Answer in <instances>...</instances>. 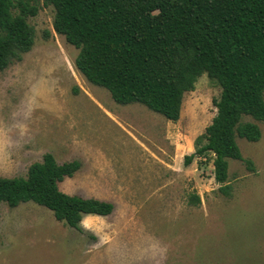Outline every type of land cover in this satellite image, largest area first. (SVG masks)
Wrapping results in <instances>:
<instances>
[{
  "label": "rangeland",
  "instance_id": "1",
  "mask_svg": "<svg viewBox=\"0 0 264 264\" xmlns=\"http://www.w3.org/2000/svg\"><path fill=\"white\" fill-rule=\"evenodd\" d=\"M53 18L40 2L28 18L33 47L0 72V176H25L50 152L81 164L60 190L114 208L85 215L80 232L32 201L1 202L0 264H264V122L258 141L237 138L255 171L228 159L226 197L212 156L184 164L216 113L217 84L201 75L177 121L117 103L76 69L78 49L55 33ZM192 193L200 204L189 202Z\"/></svg>",
  "mask_w": 264,
  "mask_h": 264
},
{
  "label": "trees",
  "instance_id": "2",
  "mask_svg": "<svg viewBox=\"0 0 264 264\" xmlns=\"http://www.w3.org/2000/svg\"><path fill=\"white\" fill-rule=\"evenodd\" d=\"M40 2L54 8L55 33L78 49L76 69L117 103H140L177 121L185 93L206 74L220 89L216 113L184 164L212 156L218 192L226 197L233 192L228 159L255 171L237 138H261L264 0H0V72L33 47L28 18L37 15ZM80 167L78 160L59 163L46 152L25 176H0V203L14 208L32 201L81 232L85 215L107 216L114 204L59 189ZM189 202L197 205L201 198L192 193Z\"/></svg>",
  "mask_w": 264,
  "mask_h": 264
}]
</instances>
